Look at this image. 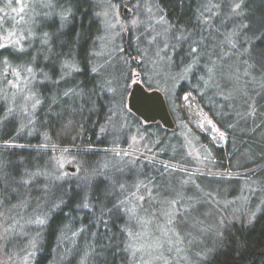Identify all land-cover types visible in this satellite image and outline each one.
Wrapping results in <instances>:
<instances>
[{
	"label": "trees",
	"instance_id": "trees-1",
	"mask_svg": "<svg viewBox=\"0 0 264 264\" xmlns=\"http://www.w3.org/2000/svg\"><path fill=\"white\" fill-rule=\"evenodd\" d=\"M157 2L172 29L170 57L163 62L162 70L171 75L167 74L175 85L174 105L183 114L180 97L192 92L218 128L226 133L224 147L214 148L221 163L218 169L240 172L256 168L251 173L253 176L245 177L250 188L245 194V204L237 203L236 213L232 214V206L210 213V204L205 202L186 210L188 218L198 227L212 218L221 217L223 221L219 233L207 229L205 237L194 247L196 253L205 255L198 264H264V0ZM50 3V11H55L50 19H55L58 25L62 21L56 13L65 9L70 12L60 29L63 35L59 39L53 36L50 43L39 50L41 60L48 57L43 63L44 74L39 73L45 82L39 88L43 115L39 132L46 131L50 140L21 139L13 143L22 147H0V163L6 165L2 171L8 173L0 177V181L3 180L5 191L13 196L11 202H29V209L37 214L36 218L45 220L35 230L31 264H129L128 216L114 195L117 186H111L112 180L107 175L116 174L117 169L112 167L110 171L105 167L102 170L108 153L97 149L112 146L101 129L112 123L109 121L113 120L115 112L112 97L102 90L100 79L90 67L94 37L100 32L95 4L93 0H50ZM236 4L240 7L236 8ZM46 5L42 10L44 15L52 13ZM209 8L211 11L207 10ZM45 31L51 33L53 29L47 25ZM33 52L34 48H30L28 56L32 57ZM73 57L79 71L61 80L65 70L63 61ZM48 66H54V70L49 72ZM68 88L75 92L65 96ZM140 124L141 119L130 114L122 130L133 132ZM118 127L119 124L115 128ZM145 128L149 139L159 145V149L156 148L159 152L154 156L188 164L183 160L179 143L171 135L172 130L160 123L147 124ZM200 136L207 142L203 134ZM45 144L91 148L71 150L79 164L77 172L61 177L58 166L51 161L52 151L30 147ZM120 146L127 147L125 143ZM150 165L138 166L141 177H148L149 172L161 177L162 168ZM31 173L42 175L25 183ZM93 173L111 181L109 198L105 201L107 207L89 201L91 206L84 208L83 201L69 197H65L66 205L52 207L54 201L59 202L53 195H58V186H64L70 193L84 191L85 178ZM239 180L240 177L216 179L203 185L206 190L222 193L234 202L239 195ZM45 184L48 188L43 187ZM34 192L39 194V200L37 196L36 201L32 200ZM42 195L44 199L40 200ZM15 206L20 207L21 203Z\"/></svg>",
	"mask_w": 264,
	"mask_h": 264
},
{
	"label": "rangeland",
	"instance_id": "rangeland-1",
	"mask_svg": "<svg viewBox=\"0 0 264 264\" xmlns=\"http://www.w3.org/2000/svg\"><path fill=\"white\" fill-rule=\"evenodd\" d=\"M93 1L100 32L94 37L90 67L100 79L102 90L112 97L115 112L114 118H111L113 120L109 121L112 123L107 122L108 125L101 129V133L107 136V143L112 146L97 149L108 153L103 160L102 170L105 167L110 171L115 167L117 169V175H107L112 180L111 186L115 185L119 190L114 189V195L120 202L118 205L128 216L127 234L131 232L128 243L131 252L129 264H198L205 255L196 253L194 247L205 237L207 229L219 233L223 221H220L221 217L219 220L212 218L198 227L193 219L188 218L186 210L205 202L210 204V213L215 214L230 206L232 214L236 213L238 204H245V194L250 188L249 180L245 177L253 176L251 173L256 168L240 172L218 169L221 163L214 148L224 147L226 133L218 128L192 92H185L180 97L179 105L183 114L174 105L175 85L167 75L169 73L162 70L163 64L170 57L172 29L157 0ZM49 2L0 0V44L7 45L6 48H0V117L8 115L12 123L5 121V125L16 130L10 136L7 132L0 135V147H22L13 143L21 139L50 140L46 131L39 132L43 116L39 88L45 83L39 73L44 74L43 63L48 60L40 59L39 50L50 43H42L43 32L47 29L50 15L55 13L54 9L50 11L49 6L52 13L49 12L48 16L42 13ZM21 7L24 8L23 12L19 11ZM17 40L19 44L13 43ZM30 48L35 50L32 57L28 56L32 51L27 54ZM47 70L53 71L54 66H48ZM66 71L68 69L63 73ZM134 83L165 95L175 124L171 135L182 149L183 160L190 165L166 161L153 155L159 152L156 150L159 145L147 135L145 127L151 123L140 118L141 124L133 132L122 130L129 115L133 114L128 108V98ZM188 94L199 108L187 104L185 96ZM117 124L120 127L115 128ZM202 134L207 142L202 140ZM124 143L127 147L120 146ZM30 147L52 151L51 161L55 167L58 166L61 177H65L68 172H77L79 164L71 150L91 148L46 144ZM142 164L161 167L162 176L149 172L148 177H141L138 166L142 167ZM168 177L169 180H164ZM239 177L240 190L234 202L222 193L206 190L203 185L216 179ZM126 180H129L128 184H125ZM5 187L3 180L0 181V264H31L32 241H35V230L41 224L35 223L37 214L34 215L29 209V202H11L14 198L10 197L8 190L5 191ZM33 194L32 200H39V194ZM41 199H44L43 195ZM19 203L21 206L16 207L15 204Z\"/></svg>",
	"mask_w": 264,
	"mask_h": 264
},
{
	"label": "snow or ice",
	"instance_id": "snow-or-ice-1",
	"mask_svg": "<svg viewBox=\"0 0 264 264\" xmlns=\"http://www.w3.org/2000/svg\"><path fill=\"white\" fill-rule=\"evenodd\" d=\"M46 6H51V3L49 2L48 5ZM236 8L240 7V4H236L235 5ZM208 11H211V8L207 9ZM21 12L24 11V8L21 7L20 10ZM48 13H45V16H48ZM56 15L60 16L61 19V23L58 25L55 19H50L47 24L50 25L53 29V31L51 33L49 32H43V37L44 39L42 40V43L44 44H48L49 41L52 39L53 36L57 37V39H59V36L63 35V33L60 32V29L64 26L63 22L67 21L68 16L70 15L69 10L65 9L59 13H56ZM161 19H163V17H161ZM133 23H136V21H133ZM153 39H155V37H153ZM231 42V41H230ZM13 43L15 44H19V41H14ZM7 45L4 44H0V48H6ZM49 51H51V48L49 49ZM193 52L196 51V49H192ZM69 55H71V53H68ZM45 59H48L47 56H45ZM63 68L68 69V71L64 72L61 76L60 79L64 80L66 76H70L72 74V71H79L77 69V62L75 60V58L73 57L72 59H66L63 61ZM29 71H31L29 69ZM75 92V89L73 88H68V90H66L64 92L65 96H68L70 93ZM36 103H39V100L36 101ZM11 111V110H9ZM5 121H9V117L8 115H5L3 117H0V135H4L6 132L7 134L10 136L12 134V132L16 131L15 128L13 127L11 129V131L7 130V126L5 125ZM9 123H12L11 121H9ZM18 134V133H17ZM223 135V134H221ZM7 143V141H5ZM6 167V165H4L3 163H0V177L2 176H7L8 173L7 172H3L2 169ZM38 175H42L41 173H31L28 176V179L25 180V183H31L35 180L36 176ZM57 180L61 179V177H56ZM109 183H111V181L104 177L102 174H96L93 173L91 174L89 177L85 178L84 184L82 185V187L85 189L84 191L81 192H69V190L67 188H65L64 186H58V195L57 194H53L56 196V200H58L59 202H53L52 207L58 208L60 207V204H65L66 205V200L65 197H69L71 199H76V200H81L83 201L82 203V207L84 208H89L91 206V204L89 203V201H91L92 204H96V203H101V204H105V207H107L105 201L108 200L109 198V192H108V185ZM44 188H48V185L45 184L43 185ZM173 203H175V201H173ZM109 212L112 211V209H108ZM251 222V221H249ZM35 223L37 224H44L45 220L44 219H37L35 221ZM129 235H131V232H129ZM33 246H35V241H32Z\"/></svg>",
	"mask_w": 264,
	"mask_h": 264
},
{
	"label": "water",
	"instance_id": "water-1",
	"mask_svg": "<svg viewBox=\"0 0 264 264\" xmlns=\"http://www.w3.org/2000/svg\"><path fill=\"white\" fill-rule=\"evenodd\" d=\"M128 108L146 123L160 122L169 129L175 128L164 96L158 90H147L142 84L134 83L128 98Z\"/></svg>",
	"mask_w": 264,
	"mask_h": 264
},
{
	"label": "bare ground",
	"instance_id": "bare-ground-1",
	"mask_svg": "<svg viewBox=\"0 0 264 264\" xmlns=\"http://www.w3.org/2000/svg\"><path fill=\"white\" fill-rule=\"evenodd\" d=\"M149 90V89H148ZM162 93V92H161ZM163 94V93H162ZM184 94V93H183ZM182 94V95H183ZM163 96H164V99H165V101H166V104H167V108H168V112H169V114H170V116H171V119H172V121H173V117H172V115H171V112H170V109H169V106H168V101H167V99H166V97H165V95L163 94ZM195 97V96H194ZM197 100V99H196ZM185 101L187 102V104H191L193 107H195V108H199L198 107V104L196 103V101L194 100V98L190 95V94H188V95H186L185 96ZM173 123H174V121H173ZM161 124V123H160ZM162 125V124H161ZM162 127H164L165 129H169V128H167V127H165V126H163L162 125ZM172 130V129H171Z\"/></svg>",
	"mask_w": 264,
	"mask_h": 264
}]
</instances>
